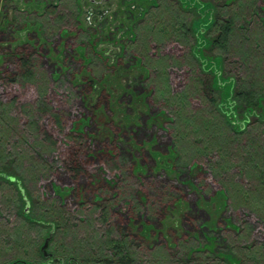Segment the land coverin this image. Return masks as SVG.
Segmentation results:
<instances>
[{
	"label": "rangeland",
	"instance_id": "rangeland-1",
	"mask_svg": "<svg viewBox=\"0 0 264 264\" xmlns=\"http://www.w3.org/2000/svg\"><path fill=\"white\" fill-rule=\"evenodd\" d=\"M185 1L0 0V264H103L97 260L113 258L108 240L115 235L137 264H264V223L230 199L232 184H249L237 168L224 171L231 159L199 154L188 133L173 131L183 108L194 116L204 106L202 116L222 124L219 110L206 109L192 88L202 75L190 47L160 33L173 13L193 17L197 59L220 61L200 43L208 36L201 6L223 9L232 0ZM240 21L248 37L262 34L254 15ZM239 45L224 56L232 77L246 66ZM23 52L32 56L33 72L16 79ZM260 106L248 111L249 120H264ZM79 140L87 146V172L74 184L57 166ZM158 183L174 196L146 199ZM224 187L232 196L225 198ZM125 189L129 196L118 204ZM54 229L45 258L41 248Z\"/></svg>",
	"mask_w": 264,
	"mask_h": 264
},
{
	"label": "trees",
	"instance_id": "trees-1",
	"mask_svg": "<svg viewBox=\"0 0 264 264\" xmlns=\"http://www.w3.org/2000/svg\"><path fill=\"white\" fill-rule=\"evenodd\" d=\"M261 1L263 6L259 8L255 6V0H232L224 4L225 6L223 5V9H214L211 4L201 6L203 7V14L205 16L204 20L207 21L204 25L208 27V36L206 34V37L204 40H200V43L202 42L208 47L210 57L215 60H220L221 62L213 60L209 62L203 59L199 61L197 59L193 48L201 46H199V41L195 34H198V31H196L193 17L188 18V21H186L185 17L181 18L180 13L176 14V16L173 13L172 18L170 17V21L172 20L171 22H168V19L163 22V24H168L169 28H165V33L160 34H166L169 38H173L172 36H174L176 39L180 40L181 43L190 47L189 51L192 56L194 55L196 62L198 61L199 73L202 75V77L198 76L192 78V88L197 94H200L201 97L204 98L205 103L208 104L206 109L213 110V107H216L221 113H217V115L222 118L220 119L222 124L216 128L214 120L205 119L202 116L204 115V113L202 114V111L205 110L204 106L202 109L198 110L200 112L196 111L192 113L195 114L194 116H189L187 113L184 114L183 108L180 112H176L178 119H176L173 127L175 137L180 136L182 138L186 132V135L188 133V138L191 137L192 139L191 144H196L195 149H198L199 154L209 155L210 153L217 152L221 159L226 157L231 159L229 162L232 163L234 161L235 163L233 164L226 162L227 165L224 164L226 169L223 163H218V170L222 171L224 168V171L227 172V169L237 168L241 181L249 185L248 187H244L239 182L232 184L230 191L234 195L232 196L230 194L232 196L230 199L235 207L247 209L249 213L256 216L258 221L260 220L264 223V120L263 117L260 118V120L251 121L248 119V117L251 116L248 111L253 113V109L261 107V102H264V81L262 80L264 78V15H262L264 14V0ZM185 4L191 6L194 3L191 0H186ZM155 6L157 7V5H154V7ZM179 9L184 12H191L185 7L179 6ZM253 15L257 17L261 23L259 24V28L262 34H258V36L255 35V37H248L244 34V26L238 22L243 18L240 22L244 23V19ZM250 31L251 30H249V32ZM161 42L162 41H160V43ZM237 42H240L238 48H241L238 50L237 56L244 59V64H246V66H244V73H239L237 76L232 77L230 74L225 73L224 56L227 57L233 48H237V46H235ZM214 51H216L214 55L211 54ZM208 64L210 65L205 66ZM16 65L17 70L14 76L17 79L22 75L32 74L34 61L31 55L23 52L17 60ZM190 65L194 66V64L191 63ZM9 81L10 83L15 82L14 80ZM9 81L7 82L9 83ZM229 90L234 93L233 97L231 92L227 93ZM185 96L186 94L184 93L183 98ZM206 104L204 105L206 106ZM223 107L227 108L228 111H223ZM234 107L242 111L240 118H238L237 112L234 111V109H236ZM262 109H264V106H262ZM64 115L65 114H60V116L54 118L53 124H57V121L61 122L64 119ZM211 123L216 129L213 130L210 128ZM54 127L57 129V126ZM42 135L46 141H54V134L52 135L44 131ZM202 135H205V140L201 137ZM177 140H180V138ZM196 141H199V144ZM54 144L56 145L55 141ZM66 148V152L62 154L59 159L60 166L57 167H59L58 169H60L61 172L69 176L70 181L77 184L82 181V177L86 176L87 169L84 157L86 155L87 146L83 144L82 140H79L78 142L73 141L69 146H66ZM54 161V164L57 163L56 159H54ZM127 162L128 160L126 159L125 163L127 164ZM105 163H108L112 168L118 167V163L112 157H107ZM159 185V187L150 185L145 195L146 199L149 197L156 198L157 196L160 198L164 196V199H167V197L172 198L174 196V189L166 187L162 183ZM223 190H225L224 192L226 193L228 188L224 187ZM19 193L22 197L20 189ZM230 195L226 193L225 198H228ZM128 196L129 192L125 189L122 197L118 196L117 203L123 204V202H125L124 198H128ZM127 205V210L131 211V214H137L129 202H127ZM98 207L101 210V214L104 215L103 218L107 217L108 209L112 214L114 212L112 209L114 208L113 203L108 209L106 204ZM132 211H134V213ZM23 212L25 213V211ZM23 216L28 219L27 213ZM149 217H153V215ZM149 217L148 219H151ZM32 220L34 219L32 218ZM28 221L33 222L29 219ZM51 222H45L49 225L48 227L50 230L55 226V224ZM108 232L112 233V230ZM54 233H56L55 229L52 234ZM122 239V237L120 238L115 235L113 239L109 238L108 240L110 245L108 247L110 248L109 250L113 258L96 260L98 262H103V264H137L133 257L134 254L130 252L128 246L125 245V241ZM237 264H240L239 260Z\"/></svg>",
	"mask_w": 264,
	"mask_h": 264
},
{
	"label": "water",
	"instance_id": "water-1",
	"mask_svg": "<svg viewBox=\"0 0 264 264\" xmlns=\"http://www.w3.org/2000/svg\"><path fill=\"white\" fill-rule=\"evenodd\" d=\"M26 201V200H25ZM26 203H27V201H26ZM51 237H52V232H50V234L48 235V237L45 239V241H44V244H43V246H42V248H41V252H42V254H43V256L46 258L47 256H49V254H47V252H46V248H47V246H48V242H49V240L51 239Z\"/></svg>",
	"mask_w": 264,
	"mask_h": 264
},
{
	"label": "flooded vegetation",
	"instance_id": "flooded-vegetation-1",
	"mask_svg": "<svg viewBox=\"0 0 264 264\" xmlns=\"http://www.w3.org/2000/svg\"><path fill=\"white\" fill-rule=\"evenodd\" d=\"M15 262V261H14ZM14 262L13 263H11V264H14ZM19 262V261H18ZM68 262H70V261H68ZM25 264V263H24Z\"/></svg>",
	"mask_w": 264,
	"mask_h": 264
}]
</instances>
